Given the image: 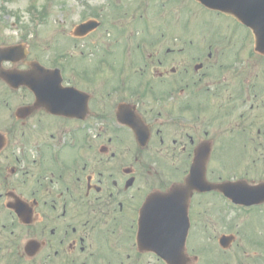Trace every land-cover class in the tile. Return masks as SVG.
Instances as JSON below:
<instances>
[{
    "label": "flooded vegetation",
    "instance_id": "af4514ba",
    "mask_svg": "<svg viewBox=\"0 0 264 264\" xmlns=\"http://www.w3.org/2000/svg\"><path fill=\"white\" fill-rule=\"evenodd\" d=\"M226 16L242 33L194 51L117 31L75 53L103 20L66 64L0 41V264H264V53Z\"/></svg>",
    "mask_w": 264,
    "mask_h": 264
},
{
    "label": "rangeland",
    "instance_id": "374dc122",
    "mask_svg": "<svg viewBox=\"0 0 264 264\" xmlns=\"http://www.w3.org/2000/svg\"><path fill=\"white\" fill-rule=\"evenodd\" d=\"M144 1L146 0H0V41L16 42L25 39L32 51L49 58L63 55L60 58L66 64V58L73 51L70 49L72 44L69 29L85 18L103 20L104 25L85 38L74 39L75 53L79 49H93L95 52L99 46L92 48V42H100L106 28L113 29L106 33L110 37H115L117 31L120 36L136 34V38L149 39L153 35L155 52H163L165 46H173L172 42H177L178 36L185 37L181 41H185L186 51H194L191 48L192 42L194 48L205 49L211 41L225 42L231 36L242 33V29H233L230 18L204 9L195 0H147L151 7L145 14L141 13ZM161 1L165 2L163 6ZM142 14L147 21L140 19ZM138 22H141L139 30ZM149 22L152 33L147 30ZM113 50L118 49L114 47Z\"/></svg>",
    "mask_w": 264,
    "mask_h": 264
},
{
    "label": "water",
    "instance_id": "95a60500",
    "mask_svg": "<svg viewBox=\"0 0 264 264\" xmlns=\"http://www.w3.org/2000/svg\"><path fill=\"white\" fill-rule=\"evenodd\" d=\"M201 3L206 5L207 7L213 8V9H219L222 11H226L229 13H232L239 17V19L249 25L250 27H253L255 29H259L260 26L264 25V6H260L261 0H199ZM96 23L90 22L88 24H82L80 27H85L86 29H90L93 26H96ZM263 33L259 32L257 33L258 41H257V47L260 50H264V40L260 37ZM7 51L6 49H1V51ZM0 75L5 77V72L0 71ZM206 156L203 154H197L192 168L190 175L188 176V180L191 181H198L200 180V170L203 171L202 165L205 163ZM202 168V169H201ZM179 187L175 186L173 187L170 192L164 194V196H170V197H178L179 196ZM188 187H194L196 189H202L203 186L196 184V185H188ZM162 201V200H161ZM165 201H168L166 199ZM175 199H169V202H174Z\"/></svg>",
    "mask_w": 264,
    "mask_h": 264
}]
</instances>
